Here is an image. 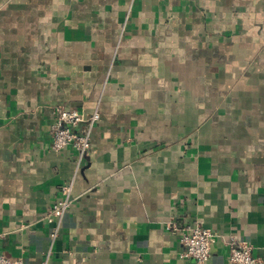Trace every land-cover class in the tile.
Instances as JSON below:
<instances>
[{
  "label": "crops",
  "instance_id": "0c3cea01",
  "mask_svg": "<svg viewBox=\"0 0 264 264\" xmlns=\"http://www.w3.org/2000/svg\"><path fill=\"white\" fill-rule=\"evenodd\" d=\"M57 106L98 113L87 155L51 150ZM171 221L264 264V0H0V254L196 264Z\"/></svg>",
  "mask_w": 264,
  "mask_h": 264
},
{
  "label": "built area",
  "instance_id": "2783aa9c",
  "mask_svg": "<svg viewBox=\"0 0 264 264\" xmlns=\"http://www.w3.org/2000/svg\"><path fill=\"white\" fill-rule=\"evenodd\" d=\"M54 121L50 127L52 133L51 150L59 152L66 147H71L79 156H85L90 150L89 132L98 120V113H93L85 118L82 113L75 109L63 106L54 107ZM85 123L87 131L77 134L75 129ZM69 184H64L59 188V197L49 208L46 216L47 222L51 224V240L58 236V230L62 218L70 207ZM168 230L174 233L179 232V242L183 247L180 257L183 259H193L196 264H206L210 257V248L215 241V235L208 229L203 228L199 223L193 222L183 229H179L174 221L167 223ZM228 249V260L233 264H258L259 260L253 256L252 247L235 237L230 236L226 241ZM21 259L12 260L0 254V264H22Z\"/></svg>",
  "mask_w": 264,
  "mask_h": 264
}]
</instances>
